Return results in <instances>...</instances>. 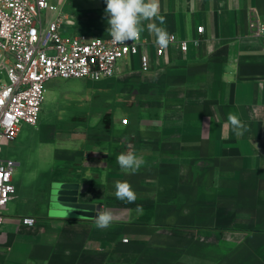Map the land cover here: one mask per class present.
<instances>
[{
	"label": "crops",
	"instance_id": "crops-1",
	"mask_svg": "<svg viewBox=\"0 0 264 264\" xmlns=\"http://www.w3.org/2000/svg\"><path fill=\"white\" fill-rule=\"evenodd\" d=\"M49 2L69 18L64 34L109 35L105 0ZM159 3L165 24L151 22L190 41L189 50L173 44L157 56L144 21L153 69L124 58L113 78L93 84L92 103L71 117L70 130L50 125L40 141L57 145L40 153L53 167L51 183L79 184V201L110 210V226L52 217L51 183L32 194L15 186L0 225V264H264V35L250 29L255 14L264 20V0ZM229 113L246 125L242 136ZM23 134L21 124L20 147ZM127 152L144 161L135 173L117 163ZM117 181L131 184L134 203L116 198ZM27 216L37 223L26 225Z\"/></svg>",
	"mask_w": 264,
	"mask_h": 264
},
{
	"label": "built area",
	"instance_id": "built-area-1",
	"mask_svg": "<svg viewBox=\"0 0 264 264\" xmlns=\"http://www.w3.org/2000/svg\"><path fill=\"white\" fill-rule=\"evenodd\" d=\"M69 20L67 14L49 0H0V54L6 55L7 82L0 86V225L2 211L16 193L13 177L17 163L1 156L2 145L15 141L20 125H37L45 101V83L53 78L87 79L100 82L113 78L120 61L138 57L140 69H153L151 54L142 41L118 44L110 35L62 32ZM254 35H264V20L255 14L250 20ZM199 27L198 32L203 33ZM168 46L177 44L181 52H187L190 41L174 34ZM198 46L200 38L193 39ZM157 56L165 54L167 47L154 42ZM128 124V119H123ZM28 226L37 223L27 216ZM124 241H128L125 239Z\"/></svg>",
	"mask_w": 264,
	"mask_h": 264
},
{
	"label": "rangeland",
	"instance_id": "rangeland-1",
	"mask_svg": "<svg viewBox=\"0 0 264 264\" xmlns=\"http://www.w3.org/2000/svg\"><path fill=\"white\" fill-rule=\"evenodd\" d=\"M7 69L6 55L4 57L0 56V84L7 82L5 75ZM94 83L87 79L53 78L47 81L45 83V101L41 108L38 125L30 126L22 123V126L24 125V134L22 143H20L22 147L17 141V143L13 141L2 145L1 156L3 158L22 163L17 166L15 171L14 184L15 186L22 185L24 194H32L37 188L50 185L51 177L55 173L52 166L42 163L40 153L48 150L53 153L57 145L40 143L41 138L47 139L50 137V125L53 131L57 130L56 134H60L62 128L70 130L69 125L72 124V116L87 113L92 103L89 95L91 89L94 88ZM17 195H19V192ZM38 202L32 201V203Z\"/></svg>",
	"mask_w": 264,
	"mask_h": 264
},
{
	"label": "clouds",
	"instance_id": "clouds-1",
	"mask_svg": "<svg viewBox=\"0 0 264 264\" xmlns=\"http://www.w3.org/2000/svg\"><path fill=\"white\" fill-rule=\"evenodd\" d=\"M105 2V13L108 17L107 23L109 25L107 32L113 42L126 45L128 41H139L144 21H150L147 27L155 33L156 43L160 47L166 48L172 41L173 37L164 28L158 27L156 23L151 22L158 20L161 25L165 24V16L160 15L159 0H105ZM227 123L236 136H242L247 131L246 125L237 114L229 113ZM116 160L121 170L125 173L137 172L144 163L134 152L120 153ZM115 189V196L118 200L127 203L135 202L136 194L131 184L127 181H117ZM141 210V207L137 205V211ZM113 219L114 217L110 210L103 207L95 210L96 228L105 229L109 227Z\"/></svg>",
	"mask_w": 264,
	"mask_h": 264
},
{
	"label": "water",
	"instance_id": "water-1",
	"mask_svg": "<svg viewBox=\"0 0 264 264\" xmlns=\"http://www.w3.org/2000/svg\"><path fill=\"white\" fill-rule=\"evenodd\" d=\"M49 214L67 219H94L100 205L79 201V184L55 181L49 192Z\"/></svg>",
	"mask_w": 264,
	"mask_h": 264
}]
</instances>
